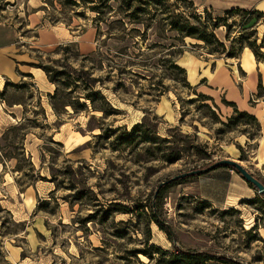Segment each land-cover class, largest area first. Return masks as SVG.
<instances>
[{
	"label": "rangeland",
	"instance_id": "374dc122",
	"mask_svg": "<svg viewBox=\"0 0 264 264\" xmlns=\"http://www.w3.org/2000/svg\"><path fill=\"white\" fill-rule=\"evenodd\" d=\"M194 1L201 13L208 9L215 17L233 8L264 11V0ZM23 8H17L14 0H0V21L20 29L16 49L27 54L28 63L62 60L55 49L77 43L81 55L89 58L70 59L68 64L85 66L92 79L102 80L95 88L118 112L104 119L101 112L89 109L75 114L68 108L59 117L51 108L50 98L40 93L34 76L6 82L27 88L11 86L0 96V111L3 108L12 119L0 133V264H10L8 251L12 246L25 250L23 255L30 259L27 264H159V254L151 246L169 252H210L238 264H264V196L261 199L235 171L221 168L160 189L176 175L203 170L223 159L238 161L264 181V120L250 113L257 121L243 119L231 128L224 126L234 115V108L226 109L224 97L219 105L206 94L211 100L198 99L201 93L173 66L185 51L204 58L219 55H211V49L203 44L174 41L170 34H166L168 39L160 38L156 29L149 31L146 39L135 33L124 41L109 40L107 26L102 24L103 32L97 37L92 23L95 15L90 12L87 20L75 19L70 28L48 22L30 28ZM127 27L134 28L130 24ZM256 27L260 43L264 20ZM217 33L226 42L225 30ZM40 34L43 41L37 44ZM237 34L233 31L232 37ZM75 50L73 46L71 54ZM223 59L227 60L226 55ZM260 92L264 95V90ZM255 101L249 102L252 107ZM15 103L19 105L12 106ZM27 118H37V126L25 122ZM143 122L157 137L174 141L168 146L174 147L177 161L170 164L164 158V153L173 152L165 148L167 145H161L153 157L149 145L127 148L116 141V136L106 137L99 129L129 132ZM17 123L26 124L30 131L24 141L15 140L13 147L18 150L2 139ZM24 153L35 171L23 161ZM5 154L18 159L10 160ZM29 186L38 187L43 196L37 198L35 208L27 203V221L19 222L27 200L22 193ZM114 204L119 205L113 208L117 212L108 213ZM136 206L145 209L131 213ZM151 208L171 235L151 220ZM92 216L95 218L88 222ZM35 220L43 232L35 229L40 246L30 250L25 231Z\"/></svg>",
	"mask_w": 264,
	"mask_h": 264
},
{
	"label": "trees",
	"instance_id": "16d2710c",
	"mask_svg": "<svg viewBox=\"0 0 264 264\" xmlns=\"http://www.w3.org/2000/svg\"><path fill=\"white\" fill-rule=\"evenodd\" d=\"M41 10L46 13L43 23L48 22L52 25L64 24L67 28H70L74 24L73 22L75 19L87 20V13L90 12L95 15V17L92 18V23L97 29V37L101 36L103 32L102 24H106V36L109 40L116 38L120 41H124L129 35L132 36L135 33L146 39L147 33L156 29L160 32V38L168 39L166 38V34H170L172 35L171 39L183 44L186 42V39H193L199 43V45L196 46H200V43L203 44L206 48L211 49V55L218 54L219 58H223V56L226 55L227 59H239L245 49H250L256 61L264 62V53H261V50L264 49V38L261 39L260 43L258 42L260 37L256 27L261 19L264 20V12L258 9H227L223 16L215 17L213 12L208 9H205L203 13H201L192 0H46ZM237 18H241L242 21L238 23L235 20ZM128 24L133 25L134 28L129 29L127 27ZM140 26L143 27L142 30L139 28ZM223 29L227 33L226 42L221 40L217 35V32ZM19 30L20 29H18V31ZM115 30L117 33H113ZM31 31L32 30H29L27 32ZM233 31L238 33L234 38L232 37ZM228 42H230V45L227 47L226 43ZM73 46L77 49L75 50V54H71V48ZM77 46L78 45L73 42L66 45H59L54 53L62 55V60L54 59L53 61L48 60L47 63L39 61L38 63L25 64L32 68L43 70L48 81L56 85L55 92L47 96L50 98L51 108L57 116L61 117V115L67 112L66 109L68 108L74 110L75 114L84 113L91 109L96 113L101 112L102 118L104 119L114 116L117 114L118 110L111 106L102 91H97L95 88L102 80L92 79L90 71H87L85 66L76 68L68 64L70 59L74 60L78 59V57L84 59L89 58L87 55H81ZM96 53H98V51L92 55L94 56ZM182 53L183 52H180V55H182ZM173 66L183 73L188 81L186 70L179 65ZM24 77L33 78V75L26 74ZM188 85L190 86L189 82ZM11 86L22 89L27 88L25 84L20 86L14 83H8L5 85L4 90L0 91V96H4ZM80 90L85 93L80 94ZM258 90L259 96H262L263 94H261L260 91L264 89L261 81ZM74 94H77L78 97H73L72 95ZM197 96L198 99L203 97V101L211 100L202 93L200 95L197 94ZM82 99L84 103H82ZM88 103H90V105H88ZM223 103L227 107L231 106L234 108V115L230 117L228 124H224V126L231 128L234 123L243 119L257 121L249 112L239 111L237 105L234 103H228L226 101ZM15 105L19 104L15 103ZM38 105L40 106L41 102H39ZM41 111H43V114L46 112L44 109ZM37 120V118L35 120L27 118L25 122L28 121V123H34L36 125ZM99 129H102L106 137L110 135L116 136V141H118L121 146L127 148L144 144L149 145L148 152H150L153 157H156L161 151V145H167L165 148L167 147V149L173 152L169 155L164 153L166 161L173 164L179 159L175 156L174 147L168 146V144H173L174 141L170 138L157 137L156 132L145 122L135 125L129 132L121 128L107 130L102 126ZM29 133L30 131H28V126H26V124L17 123L6 130L2 135V139L6 143H10V147H13L16 142L15 140L19 139L20 141H24ZM11 135L12 137H10ZM13 148L18 150L16 146ZM5 155V157L10 160L17 158L11 154ZM22 156H24L23 161L28 162L29 169L35 171L30 157L26 158L25 153ZM16 168L19 172L23 171L20 165H17ZM224 168L235 171L236 174L241 177L236 169L230 167ZM242 179L248 183L251 189L257 191L252 184L243 177ZM258 180L264 185L262 179L259 178ZM164 188H167V186ZM79 194L82 195L83 192H79ZM263 196L264 195H260L261 199ZM117 206L119 205H112L107 212H117L113 211V208ZM139 209L142 210L145 209V207L136 206L130 212L134 213L140 211ZM151 210V220L162 230H165L168 235H171L169 227L160 221L156 210H153V208H151ZM94 218L95 216L90 217L88 222L92 221ZM150 248H152L155 253L159 254V264H208L211 261H217L220 264H238L225 257L220 256L216 258V256L210 252L205 253L194 250L184 251L181 249H177L175 252H169L155 246H151ZM143 253L146 254V256L149 255L146 251Z\"/></svg>",
	"mask_w": 264,
	"mask_h": 264
},
{
	"label": "crops",
	"instance_id": "0c3cea01",
	"mask_svg": "<svg viewBox=\"0 0 264 264\" xmlns=\"http://www.w3.org/2000/svg\"><path fill=\"white\" fill-rule=\"evenodd\" d=\"M14 1L15 6L20 10L24 7L22 10H24V14L27 15V27L36 29L42 24L43 26L45 25L46 22L43 23V19L46 13L41 9L45 5L46 0ZM192 1L195 2L194 0ZM41 32H44V30H41ZM18 35L16 27L0 21V88H2V85H5L6 82H16L19 80V76L24 77L26 74H32L38 81L40 93L42 92L46 95L53 94L56 85L48 81L43 70L33 69L26 65L25 63H28V59L26 58L27 54L20 53L19 49H16V44L19 40ZM42 41L43 39H41L40 34L37 44ZM186 42L192 44L197 43L190 38L186 39ZM177 63L181 68L186 70L188 82L196 92L211 96L217 105H219V99L221 100L222 97H224L228 103L231 102L237 105L241 112L247 111L255 115L257 119L264 120V95L259 96L258 90L260 81L264 89V62L256 61L250 49H245L239 59L228 58L227 60L223 58H213L212 56L204 58L202 56H197L193 52L185 51V54L178 59ZM37 77L40 80H38ZM42 84L44 86H42ZM253 98L257 99V101H255V107H252L249 103ZM226 109L228 111L230 109L232 110L231 106L226 107ZM9 118L10 116L7 112L1 108L0 133L5 131L11 124L10 121L12 119L10 120ZM261 144H264V142ZM22 194L28 201L26 200L25 202L26 207H24V210L20 211L21 216L23 215L24 217L19 218V222H26L27 214L25 208L28 209L27 203L31 204V208H33L32 204H34L35 208V204L38 201L37 198L43 195L38 187L35 188L34 186H29ZM36 222L37 220H35V224H33L32 228L27 227L25 231L30 250L40 246L35 229L43 232V228ZM8 252L10 264H27V261L30 260L29 257L23 255L25 250L21 246H12Z\"/></svg>",
	"mask_w": 264,
	"mask_h": 264
},
{
	"label": "water",
	"instance_id": "95a60500",
	"mask_svg": "<svg viewBox=\"0 0 264 264\" xmlns=\"http://www.w3.org/2000/svg\"><path fill=\"white\" fill-rule=\"evenodd\" d=\"M224 167H230L236 169L241 177H243L246 181H248L250 184H252L258 191L260 195H264V185L261 183L257 177H255L251 172L246 170L238 161L235 160H229V159H223L219 160L213 165L203 168V170H194L190 171L189 173H184L180 175L174 176V178L170 179L166 183H162L160 186V189L165 185H170L174 183V181L180 180V179H187L189 177H200L203 176V174H207L210 172H214L218 170V168H224Z\"/></svg>",
	"mask_w": 264,
	"mask_h": 264
}]
</instances>
